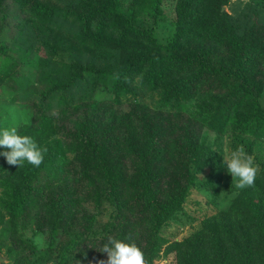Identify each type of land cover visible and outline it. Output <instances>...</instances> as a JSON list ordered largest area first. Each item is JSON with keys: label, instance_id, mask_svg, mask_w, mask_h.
I'll list each match as a JSON object with an SVG mask.
<instances>
[{"label": "trees", "instance_id": "1", "mask_svg": "<svg viewBox=\"0 0 264 264\" xmlns=\"http://www.w3.org/2000/svg\"><path fill=\"white\" fill-rule=\"evenodd\" d=\"M163 3L0 0V83L33 69L41 97L18 131L47 149L38 167L0 157V251L13 264H99L109 236L133 240L145 264L165 246L177 264H264V161L198 231L163 236L194 189L219 193L224 155L203 128L251 155L264 141V0H176L166 41Z\"/></svg>", "mask_w": 264, "mask_h": 264}, {"label": "rangeland", "instance_id": "2", "mask_svg": "<svg viewBox=\"0 0 264 264\" xmlns=\"http://www.w3.org/2000/svg\"><path fill=\"white\" fill-rule=\"evenodd\" d=\"M175 4L176 0H164L163 20L156 31L157 37L160 40L166 41L173 34ZM10 40L11 33L6 32L0 38V47L5 45V43ZM13 56H15L14 53ZM1 69L2 60L0 56V71ZM18 72L20 74L18 77L10 76V78H7L5 83H0V124L11 123L13 119L19 122V126L30 122L34 114L33 103H38L40 101L41 87L36 82L35 72L33 69L27 66H20ZM262 103L264 105V96ZM202 140L207 144L215 146L224 155V160H226L229 154L235 150L237 145H240V148L242 149L246 146L245 144H239V142L233 145L230 134L218 135L206 127L202 130ZM243 151L247 153L246 148L245 150L243 149ZM252 156L254 157V163L257 166L258 172L260 162L264 161V141L257 142V144L253 147ZM206 175L207 172L202 174L199 180H204ZM217 178L218 194L208 188L194 189L188 200L187 206L183 210V213H180L178 218L164 230L163 236L170 242V244L175 241H182L198 231L201 228V222L205 216L228 207L231 200L235 197L238 189L235 187V178L232 179V176L227 170L226 163L223 164L222 169L217 173ZM2 192V189H0V198L2 196ZM93 205L94 204L91 203L85 204L86 209L89 212H92ZM93 211L95 213L97 212L95 209ZM109 215L110 211L98 214V222L106 223L109 219ZM1 228L2 226H0V230ZM32 229L33 224L30 223L25 230H22L26 238L34 239V237H36L34 236ZM42 237L45 245L46 238L45 236ZM44 247H39L38 249L44 250ZM164 248L162 249L160 258L156 259L154 264H177L175 253L168 256H162ZM5 249L6 248H3L2 251H0V264H13V262L6 257ZM30 257H33V255Z\"/></svg>", "mask_w": 264, "mask_h": 264}, {"label": "clouds", "instance_id": "3", "mask_svg": "<svg viewBox=\"0 0 264 264\" xmlns=\"http://www.w3.org/2000/svg\"><path fill=\"white\" fill-rule=\"evenodd\" d=\"M24 122V121H21ZM19 122L15 119L8 124H0V157L8 165L21 167L25 163L38 167L44 158L46 148L39 146L29 135H21L18 131ZM227 170L235 178L237 189L251 186L254 182L257 166L251 154L237 147L226 160ZM37 247H44L43 237L37 235L33 239ZM99 251L106 254V261L99 264H145L144 254L130 238L119 239L112 236L103 240ZM79 264V261H77Z\"/></svg>", "mask_w": 264, "mask_h": 264}]
</instances>
